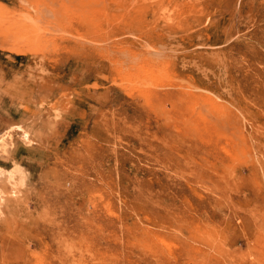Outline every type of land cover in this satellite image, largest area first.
I'll use <instances>...</instances> for the list:
<instances>
[{
  "label": "rangeland",
  "instance_id": "1",
  "mask_svg": "<svg viewBox=\"0 0 264 264\" xmlns=\"http://www.w3.org/2000/svg\"><path fill=\"white\" fill-rule=\"evenodd\" d=\"M0 139V264H264V0H0Z\"/></svg>",
  "mask_w": 264,
  "mask_h": 264
},
{
  "label": "bare ground",
  "instance_id": "2",
  "mask_svg": "<svg viewBox=\"0 0 264 264\" xmlns=\"http://www.w3.org/2000/svg\"><path fill=\"white\" fill-rule=\"evenodd\" d=\"M3 139H0V147H3V150L4 151H6V149H5V145L3 144V141H2ZM19 169H20V167H19ZM17 170V169H16ZM14 171H15V169H14ZM19 171V170H18ZM20 172V171H19ZM18 172V173H19ZM19 174H21L20 175V177L18 178V184L20 185V186H24V185H26V183H27V177H26V175H24V173L23 172H21V173H19ZM18 174V175H19ZM12 175V174H11ZM13 176V175H12Z\"/></svg>",
  "mask_w": 264,
  "mask_h": 264
}]
</instances>
